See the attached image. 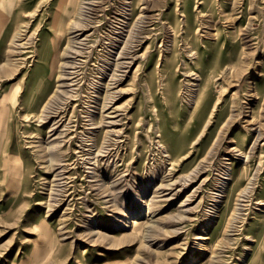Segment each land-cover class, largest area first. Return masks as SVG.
Wrapping results in <instances>:
<instances>
[{
	"label": "rangeland",
	"instance_id": "1",
	"mask_svg": "<svg viewBox=\"0 0 264 264\" xmlns=\"http://www.w3.org/2000/svg\"><path fill=\"white\" fill-rule=\"evenodd\" d=\"M18 5L0 34V264L45 238L61 264H264V0Z\"/></svg>",
	"mask_w": 264,
	"mask_h": 264
},
{
	"label": "crops",
	"instance_id": "2",
	"mask_svg": "<svg viewBox=\"0 0 264 264\" xmlns=\"http://www.w3.org/2000/svg\"><path fill=\"white\" fill-rule=\"evenodd\" d=\"M18 2H19V0H16L15 5L12 7V9H10V12L7 11V13L9 15H7L6 16L7 18H5V20L0 24V34H2V33L11 34L13 28L15 27L16 24L14 26H12L11 24H12V19L16 16L15 13H17L19 10ZM7 3H8V0H5L4 4L8 5ZM8 17H10V19ZM263 181H262V183H263ZM261 188H262V185H261ZM262 191H263V189H262ZM254 241L258 242L255 257L264 259V250H262L260 247L261 243L262 242L264 243V235L259 234ZM43 244L46 245L45 251L43 249V251H44L42 253L43 255L41 253H40V255H37L36 254L37 249H35L34 247H31V246H28L26 248L27 253H25V255H23L24 253H22L21 257L18 258L15 263L12 262L10 264H61L59 261V257H60L59 251L57 250V251L53 252V249H52V247H53L52 245H54V244H55V246L57 245L56 243H53V239L52 238H45L43 240ZM47 248L49 249L48 251H47ZM55 248L56 249L59 248L58 245ZM117 263L127 264V262H116V264Z\"/></svg>",
	"mask_w": 264,
	"mask_h": 264
},
{
	"label": "bare ground",
	"instance_id": "3",
	"mask_svg": "<svg viewBox=\"0 0 264 264\" xmlns=\"http://www.w3.org/2000/svg\"><path fill=\"white\" fill-rule=\"evenodd\" d=\"M13 3H14V1H13ZM128 4H129V3H128ZM13 6H14V5H13ZM126 9H127V8H126ZM59 22H60V21H59ZM75 23H76V22H75ZM75 23H74V25H75ZM20 26H21V25H20ZM20 26H19V27H20ZM60 26H61V25H60ZM19 27H18V28H19ZM22 27H23V25H22ZM20 28H21V27H20ZM16 31H17V30H16ZM17 32H18V31H17ZM20 32H21V30H20ZM13 33H14V32H13ZM15 33H16V32H15ZM15 33H14V34H15ZM16 35H17V33H16ZM25 42H26V41H25ZM42 45L44 46V44H42ZM40 53H41V52H40ZM40 56H41V55H40ZM40 58H41V57H40ZM47 59H48V58H47ZM64 59H65V58H64ZM62 61H63V59H62ZM62 61H61V64H62ZM40 64H41V63H40ZM44 64H45V62H44ZM47 64H48V63H47ZM45 65H46V64H45ZM40 67H41V66H40ZM61 67H62V66H61ZM62 70H63V69H62ZM63 72H66V71L64 70ZM35 73H36V72H35ZM58 73H59V72H58ZM61 73H62V71H61ZM37 74H38V73H37ZM64 74H66V73H64ZM61 75H62V74H61ZM39 79H40V78H39ZM42 79H43V78H42ZM40 80H41V79H40ZM41 82H43V81H41ZM60 82H61V81H60ZM64 83H65V82H64ZM38 84L40 85V83H38ZM37 86H38V85H37ZM36 88H37V87H36ZM35 90H36V89H35ZM32 92H33V91H32ZM39 95H40V94H39ZM39 95H38V96H39ZM33 96H34V95H33ZM35 96H36V95H35ZM32 98H33V97H32ZM48 101H49V100H48ZM32 103H33V102H32ZM30 104H31V103H30ZM34 104H35V101H34ZM45 104H46V103H45ZM28 105H29V103H28ZM46 105H47V104H46ZM46 105H45V106H46ZM45 106H44V107H45ZM47 106H48V105H47ZM51 106H52V104H51ZM32 107H33V106H32ZM41 108H42V107H41ZM43 109H44V108H43ZM32 111H33V110H32ZM39 112H40V111H39ZM41 114H42V113H41ZM41 114H40V116H41ZM45 115H46V113H45ZM45 115H44V116H45ZM42 117H43V116H41L40 119H42ZM38 118H39V116H38ZM245 157H246V156H245ZM228 175H229V174H228ZM223 188H224V187H223ZM138 211H139V210H138ZM140 212H141V211H140ZM134 213H136V212H134ZM134 213H133V214H134ZM137 214H139V212H137ZM140 215H141V214H140ZM138 217H139V216L136 215V216H134V217L128 218L127 220L125 219L126 221H125L124 226H125V227H128V226H135V225L138 223ZM122 227H123V226H122ZM245 262H246V261H245ZM244 264H245V263H244Z\"/></svg>",
	"mask_w": 264,
	"mask_h": 264
}]
</instances>
